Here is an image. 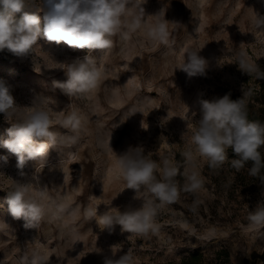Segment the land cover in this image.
<instances>
[{"label": "rangeland", "instance_id": "obj_1", "mask_svg": "<svg viewBox=\"0 0 264 264\" xmlns=\"http://www.w3.org/2000/svg\"><path fill=\"white\" fill-rule=\"evenodd\" d=\"M36 3L42 6L41 0ZM142 6L146 17L141 27L127 41L113 37L110 50L74 49L41 38L28 57L0 51V81L21 107L49 98L51 130L58 136L47 150L45 167L37 171L36 161L18 169L16 155L0 143V264H21L25 254L33 253L43 258L39 264H103L105 256L119 258L128 251L132 264L179 263L194 252L212 263L221 251L229 254V264H264V227L248 221L249 212L264 198L250 191L237 198L220 196L209 187L206 159L196 153L203 187L196 193L182 190L184 163L183 173L175 178L179 198L158 209L155 234L122 233L119 225L110 233L102 223L105 212L139 209L143 203L127 189L116 154L142 146L158 165L155 175L162 177L163 160L177 165V156L184 158L191 146L199 114L190 110L198 98L230 93L235 100L245 91L250 93L248 103L259 87L254 74L239 70L237 54L245 52L248 63L264 70V32L255 23L256 13L264 16V0H146ZM40 16L43 23L42 12ZM163 17L170 32L168 46L148 35L149 27ZM189 49L200 50L209 61L206 77L189 78L178 69ZM86 55L97 58L99 83L89 93L70 98L53 82L65 81L66 64ZM70 111L82 121L75 133L62 125ZM11 127L0 113V142L9 138ZM72 135L78 136L76 143L67 139ZM34 177L40 187L47 186L51 207L36 228H25L23 219L9 213L6 198L18 183H32L33 192L38 187ZM143 197L159 203L151 193ZM58 205L64 206L63 213Z\"/></svg>", "mask_w": 264, "mask_h": 264}, {"label": "clouds", "instance_id": "obj_2", "mask_svg": "<svg viewBox=\"0 0 264 264\" xmlns=\"http://www.w3.org/2000/svg\"><path fill=\"white\" fill-rule=\"evenodd\" d=\"M146 0H41L38 6L36 0H0V51L5 49L17 57H28L38 40L60 44L64 42L74 49L110 50L113 47V37L127 41L130 32L141 27L146 14L142 6ZM43 13V23L40 13ZM21 15L17 18V14ZM131 18L129 19V14ZM160 12L156 14L159 17ZM256 28L264 32V16L256 13ZM176 23V22H175ZM178 24V23H177ZM168 21L158 18L149 27L148 35L166 46L171 44L169 39ZM199 51L189 49L185 52L184 62L179 70L192 77H206L209 61L199 55ZM239 70L248 76L255 75L264 80V70L257 65L248 63L246 53L240 51L236 57ZM67 79L54 81V87L70 98L89 93L99 83L102 69L97 58L86 55L77 57L66 64L64 70ZM231 99L230 93L211 100L198 98L191 114L199 118L197 127L191 132V146L183 153L185 158V183L183 191L196 193L203 187V179L197 170V156L206 159L212 170L221 169L228 161V149L235 155L230 164L233 169L240 171L246 164L251 163L249 175L258 177L264 183V123L248 119L247 97ZM49 98H37L31 107L17 105L9 87L0 81V113L6 121L12 124L8 129V139L3 140V147L17 157V168L22 170L28 161L37 162V170L46 165L48 148L54 147L58 136L51 130V117L46 102ZM71 107V105H68ZM21 109H27L22 112ZM16 122H13V119ZM81 119L76 111H70L62 125L77 132ZM70 142L78 141L77 135L67 138ZM63 143V138H60ZM117 163L126 182L127 189L135 193L133 199L142 200V207H131L116 214L106 212L102 215V223L110 233L116 225L122 233L131 232L141 236L155 234L159 226L155 217L159 208L176 202L179 198L180 187L175 179L178 166L165 158L163 160L162 177L155 175L157 163L150 159L142 146H129L127 150L117 155ZM7 161V157L3 158ZM21 175L23 172L21 171ZM36 185L30 193L32 183L16 184L9 192L6 202L8 211L14 219L25 221V228H36L49 215L50 200L47 186H39V178L34 177ZM151 193L159 203L143 197ZM119 195V194H118ZM60 213L64 206L58 205ZM195 211V205L192 208ZM92 215L93 213H89ZM248 221L257 228L264 227V202H258L249 212ZM130 251L119 258L105 256L103 264H132ZM43 258L33 253L25 254L21 264H39Z\"/></svg>", "mask_w": 264, "mask_h": 264}, {"label": "trees", "instance_id": "obj_3", "mask_svg": "<svg viewBox=\"0 0 264 264\" xmlns=\"http://www.w3.org/2000/svg\"><path fill=\"white\" fill-rule=\"evenodd\" d=\"M259 80V79H258ZM248 119L252 121H259L264 123V80H259V87L256 88L254 94L247 103ZM228 162L221 169L212 170L206 168L210 172L211 184L209 187L213 188L214 192L223 196L225 194L229 197H238L243 192H254L257 198H264V183L258 177L249 175V168L251 163L245 165L240 171H236L231 167V160L235 159L234 153L231 149L228 150ZM264 154V147L260 149ZM185 159L177 156L178 173L181 175L184 169ZM209 175V174H208ZM230 256L226 251L218 253L216 262L206 263L203 253L194 252L189 256L183 258L179 263H164V264H229Z\"/></svg>", "mask_w": 264, "mask_h": 264}]
</instances>
